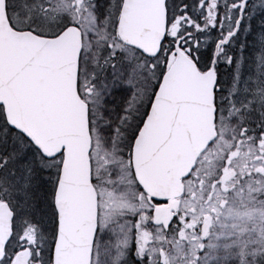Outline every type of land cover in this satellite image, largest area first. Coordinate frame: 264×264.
I'll return each mask as SVG.
<instances>
[{
  "label": "snow or ice",
  "instance_id": "1",
  "mask_svg": "<svg viewBox=\"0 0 264 264\" xmlns=\"http://www.w3.org/2000/svg\"><path fill=\"white\" fill-rule=\"evenodd\" d=\"M0 264H264V0H0Z\"/></svg>",
  "mask_w": 264,
  "mask_h": 264
}]
</instances>
